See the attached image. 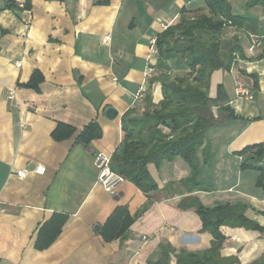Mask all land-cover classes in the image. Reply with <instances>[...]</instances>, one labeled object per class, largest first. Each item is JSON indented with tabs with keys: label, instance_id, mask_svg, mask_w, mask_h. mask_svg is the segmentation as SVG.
Wrapping results in <instances>:
<instances>
[{
	"label": "crops",
	"instance_id": "obj_1",
	"mask_svg": "<svg viewBox=\"0 0 264 264\" xmlns=\"http://www.w3.org/2000/svg\"><path fill=\"white\" fill-rule=\"evenodd\" d=\"M15 1L21 6L27 2ZM30 2L31 9L14 11L0 0V264H154L164 244L177 251H203L213 235L201 230L194 208L182 207L192 196L205 206L245 204V215L264 227L260 171L241 169L247 162L264 171V156L237 155L248 145L264 144L260 9L256 36L261 45L252 48V35L242 29H224L226 38L239 36L247 59L238 66L257 74L260 84L254 97L245 99L236 95V84H244L235 70L213 73L210 95L215 97L222 84L226 104L238 118L228 119L222 112L207 131L210 155L207 161L200 155L197 180L208 189L181 185L191 173L181 157L151 166L159 184L152 194L156 200L131 223L126 238L107 241L101 229L115 210L126 207L134 216L148 197L128 180L114 193L105 190L98 181L95 154L112 156L122 140L123 116L134 107L143 111L148 94L155 103L162 100L160 83H151L154 72L148 74L158 60L152 41L178 20L182 8H202L205 0ZM239 9L245 11L243 2ZM36 69L45 78L39 90L23 85ZM140 89L144 91L137 98ZM108 107L117 111L114 119L107 117ZM92 121L100 125L102 136L84 146L76 139ZM60 123L74 127L76 134L56 140L53 132ZM40 165L44 173L35 171ZM21 171H28L24 178L18 176ZM55 214L67 215V221L57 238L39 249V231ZM221 231L226 237L222 257L264 264L263 234L226 225ZM169 257L176 264L175 255Z\"/></svg>",
	"mask_w": 264,
	"mask_h": 264
},
{
	"label": "trees",
	"instance_id": "obj_2",
	"mask_svg": "<svg viewBox=\"0 0 264 264\" xmlns=\"http://www.w3.org/2000/svg\"><path fill=\"white\" fill-rule=\"evenodd\" d=\"M247 11L259 8L264 13V0H240ZM107 3L108 1H102ZM5 8L14 11L31 9L27 0L20 5L15 0H5ZM235 26L248 35H260L259 20L235 12L232 0H205V6L197 9L182 8L175 23L168 25L156 37L157 61L151 83L161 85L162 100L155 103L152 96L145 97V108L138 113V107L127 111L122 118V140L112 154V168L143 191L148 201L132 216L126 207H119L108 218L101 229L105 240L127 237L131 223L156 200L152 194L159 191V184L150 172V167H159L165 161L183 158L191 173L182 180L186 188H205L197 180L200 170V155L207 161L210 145L207 131L220 120V114L226 113L228 119L238 118L233 109L226 104L227 96L220 84L216 96L210 95L212 76L217 70L233 71L238 79L252 92L259 90V76L248 73L238 66L239 60H246L241 40L237 34L224 37V29ZM264 27V26H263ZM264 56V49L261 58ZM44 76L34 70L25 87L39 90ZM214 109L216 113H214ZM139 116H132V114ZM76 129L60 123L53 132L56 140H63L76 134ZM102 136L100 125L92 121L78 134L77 141L88 146ZM253 153L264 156V144L251 145L239 151L237 155ZM260 171L258 185L264 186V171L247 162L241 169ZM166 193V190H162ZM182 207L194 208L200 216L201 230L213 235L211 246L203 251H177L170 244L160 246L159 259L154 264H170L171 254L176 264H241L238 258H224L221 249L225 235L221 227H245L257 230L264 235V227L245 215L247 206L241 203H220L214 206L203 205L197 197L183 200ZM67 215L55 214L39 231L36 247H48L60 234L67 221Z\"/></svg>",
	"mask_w": 264,
	"mask_h": 264
},
{
	"label": "built area",
	"instance_id": "obj_3",
	"mask_svg": "<svg viewBox=\"0 0 264 264\" xmlns=\"http://www.w3.org/2000/svg\"><path fill=\"white\" fill-rule=\"evenodd\" d=\"M156 39L152 41V49L154 50ZM262 41L260 37L256 35H252V48L254 46L261 45ZM156 49V48H155ZM154 71L153 67L148 68V74H151ZM143 89H140L137 93V98L142 97ZM235 92L238 97L252 99L254 97L253 92L248 87H245L242 84L237 83L235 87ZM214 113H216V110L214 109ZM217 114V113H216ZM95 164L98 168V181L100 184L103 185L105 190H107L110 193H114L117 187L125 181V178L120 173L116 172L112 168V156L108 155L104 152H97L95 154ZM35 171L37 173H44L46 171V168L42 165L38 166ZM28 171H21L18 173L19 177L24 178L27 175Z\"/></svg>",
	"mask_w": 264,
	"mask_h": 264
},
{
	"label": "rangeland",
	"instance_id": "obj_4",
	"mask_svg": "<svg viewBox=\"0 0 264 264\" xmlns=\"http://www.w3.org/2000/svg\"><path fill=\"white\" fill-rule=\"evenodd\" d=\"M233 2V5H234V10L235 12L239 13V14H243V15H246V16H249V17H256L258 18L259 16V13H257V10H259V8H256V9H253V10H249L246 12L239 9V4H242L243 1H240V0H232Z\"/></svg>",
	"mask_w": 264,
	"mask_h": 264
},
{
	"label": "water",
	"instance_id": "obj_5",
	"mask_svg": "<svg viewBox=\"0 0 264 264\" xmlns=\"http://www.w3.org/2000/svg\"><path fill=\"white\" fill-rule=\"evenodd\" d=\"M106 115L110 119H114L117 116V111L113 107H108L106 109Z\"/></svg>",
	"mask_w": 264,
	"mask_h": 264
}]
</instances>
